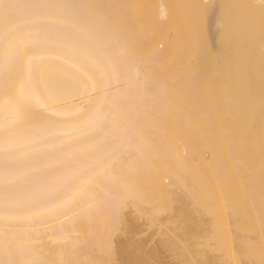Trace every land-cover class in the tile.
I'll use <instances>...</instances> for the list:
<instances>
[{
	"label": "bare ground",
	"instance_id": "obj_1",
	"mask_svg": "<svg viewBox=\"0 0 264 264\" xmlns=\"http://www.w3.org/2000/svg\"><path fill=\"white\" fill-rule=\"evenodd\" d=\"M152 227L264 264V0H0V264H168Z\"/></svg>",
	"mask_w": 264,
	"mask_h": 264
},
{
	"label": "rangeland",
	"instance_id": "obj_2",
	"mask_svg": "<svg viewBox=\"0 0 264 264\" xmlns=\"http://www.w3.org/2000/svg\"><path fill=\"white\" fill-rule=\"evenodd\" d=\"M162 227H165V226L163 225ZM157 232H158L157 229L154 228V227H152L151 229H148V232L147 233L152 238V243L150 244V246L151 247L154 246V245L158 246V248H160V251H161L162 255L165 256V259L167 260V263H168V260H169V263H170L171 260H173L172 259L173 257L170 255L171 254V251H166L165 249L161 248L160 245H159L160 244V241L163 239V237H167V236H161ZM220 238L223 239V240H225V239H227V236L226 235H222V236H220ZM200 248L202 249L203 247L201 246ZM200 248H199L200 251H205L204 248L202 250Z\"/></svg>",
	"mask_w": 264,
	"mask_h": 264
}]
</instances>
